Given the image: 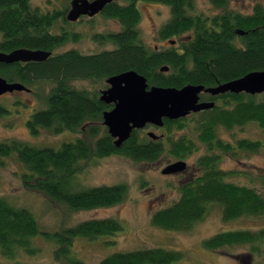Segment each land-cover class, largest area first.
Instances as JSON below:
<instances>
[{
	"label": "trees",
	"instance_id": "16d2710c",
	"mask_svg": "<svg viewBox=\"0 0 264 264\" xmlns=\"http://www.w3.org/2000/svg\"><path fill=\"white\" fill-rule=\"evenodd\" d=\"M70 1L65 0L63 9L42 10L30 0H0V51L28 48L52 52L41 62L0 63V76L26 87L41 81L53 83L44 97V107L35 110L26 120L30 134L37 135L42 129L59 134L84 127L86 137L63 142L56 148L33 146L20 140L2 141L0 157L16 156L23 166L21 181L26 189L42 192L52 201L76 211L110 207L126 197L127 187L123 183L78 187L76 177L90 159L121 154L135 161L153 162L161 156L179 160L196 150V145L185 134L173 135L174 130L186 126V118H166L165 141L145 137L138 140L134 131L126 141V150H118L112 145L106 127L102 126V114L111 106L100 101L98 90L76 88L71 82L105 81L113 74L133 69L146 78L149 86L181 88L202 84L213 87L249 72L264 70V3L257 2L249 12L243 13L228 9L229 0H208L221 12L206 16L191 13L194 0H113L106 4L101 15L116 20L120 29L94 38L114 47L85 54L75 49L57 51L67 42L81 38L78 32L65 26L70 22L66 18ZM139 1L169 6L170 18L158 31L161 40L183 34L188 36L181 37L178 45L165 49L147 47L138 29ZM59 21L65 25L54 32ZM237 30H242L243 34H237ZM163 66L168 67L167 71L160 70ZM222 98L220 105L203 111L196 120L198 140L207 149L195 161L199 171L197 177L179 187L176 201L151 213L152 225L166 230H188L204 219L211 204L221 206L224 220L264 215V196L258 188L227 181L229 174L237 172L224 171L218 165L222 154L236 156L239 150L255 151L264 146V141L237 139L231 143L216 135L218 126L231 129L251 122L264 130V100H258L257 94L244 92H227ZM8 113V108L0 104V116ZM95 135L100 137L91 141ZM249 178L252 182L256 180ZM121 230L122 224L115 218H92L46 232L40 229L29 209L15 206L0 195V254L6 259L13 260L22 251L33 254L36 250L33 238L41 235L56 244V259L80 264L71 256L73 239L112 236L108 241L111 245L113 236ZM202 244L213 251L249 244L251 255L264 246V228L221 231L203 240ZM184 258L185 253L180 250L145 247L113 252L96 264H173Z\"/></svg>",
	"mask_w": 264,
	"mask_h": 264
},
{
	"label": "rangeland",
	"instance_id": "374dc122",
	"mask_svg": "<svg viewBox=\"0 0 264 264\" xmlns=\"http://www.w3.org/2000/svg\"><path fill=\"white\" fill-rule=\"evenodd\" d=\"M33 6L42 10L63 9L65 0H30ZM264 0H229L227 8L239 12H249L251 6ZM137 7L141 12L138 29L141 41L150 49H165L169 40L178 45V38L161 40L158 36L160 27L170 18V9L166 4L154 1H139ZM193 14L212 16L221 12L220 8L208 0H194ZM65 24L57 22L53 31H60ZM68 30L80 34L79 41H69L57 51L75 49L81 53H96L112 49L109 42H100L95 35L106 34L120 29V24L114 19L96 15L92 18L83 17L65 25ZM1 39V36H0ZM71 84L76 88L100 90L106 88L105 81L75 80ZM53 83L41 81L27 91H14L0 96V104L8 108L9 113L0 116V142L20 140L33 146L59 147L63 142L80 137V130H65L53 134L42 129L37 135L30 134L26 120L38 109L44 107V97ZM258 100H264V92L257 94ZM198 117V116H197ZM197 117L187 118L183 130H174V137L185 134L192 138L196 151L184 158L188 167L206 153V146L199 142L195 131ZM84 129V128H83ZM84 130H82L83 132ZM163 133L164 129L154 130ZM217 135L225 142L234 143L237 139L264 141V130L255 122L231 129L218 128ZM178 161V160H177ZM173 159L161 156L153 162L135 161L121 154L92 158L83 171L77 175L78 187L95 185H112L123 183L127 187L125 199L110 207H98L87 210H69L64 205L52 201L42 192L30 191L23 186L21 174L22 164L14 154L0 157V195L13 205L29 209L38 220L40 229L53 232L63 227L73 226L92 218H115L122 224V230L113 236L114 243L108 244L112 236H100L98 239L75 238L72 243V254L80 264H96L108 254L118 251L141 249L145 247H164L180 250L185 258L173 264H261L264 262V246L258 252L250 254L251 246L231 245L220 250H209L202 244L203 240L215 233L226 230H259L264 228V215L242 216L233 220L222 218V208L211 204L209 213L204 219L196 222L188 230H166L150 221V215L156 209L170 205L179 197L175 185L181 182V176L163 174L161 171ZM219 167L224 171H236L229 174L226 180L237 185H253L264 196V146L255 151L239 150L236 156L231 153L222 154ZM189 167V168H190ZM186 168V167H185ZM248 173V174H247ZM186 174V172H185ZM262 175V176H260ZM260 176V177H259ZM253 177V182L251 178ZM35 252L28 254L18 252L11 260L0 254V264H69L63 259H56L54 251L56 244L41 235L33 238Z\"/></svg>",
	"mask_w": 264,
	"mask_h": 264
},
{
	"label": "water",
	"instance_id": "95a60500",
	"mask_svg": "<svg viewBox=\"0 0 264 264\" xmlns=\"http://www.w3.org/2000/svg\"><path fill=\"white\" fill-rule=\"evenodd\" d=\"M113 0H71L66 18L70 22L81 16L92 17L99 13L106 4ZM237 34H243L237 30ZM51 51L42 49L17 48L10 52L0 51V63L41 62L46 60ZM163 66L161 71H167ZM107 87L99 91V99L112 108L102 114L103 124L113 137L114 145L119 147L130 137L132 130L146 124L163 125V119L170 120L185 117L190 112H197L213 106L214 102H199V93L207 91L211 94L225 92L256 95L264 92V70L252 71L242 77L220 83L217 86L205 87L202 84H188L181 88L149 86L146 78L133 69L113 74L105 79ZM28 90L20 82H8L0 76V96L14 91ZM149 136L155 138L154 133ZM186 163L178 160L168 164L161 172L173 174L185 169Z\"/></svg>",
	"mask_w": 264,
	"mask_h": 264
},
{
	"label": "flooded vegetation",
	"instance_id": "af4514ba",
	"mask_svg": "<svg viewBox=\"0 0 264 264\" xmlns=\"http://www.w3.org/2000/svg\"><path fill=\"white\" fill-rule=\"evenodd\" d=\"M103 10V9H102ZM101 10V11H102ZM101 11L99 12V13H97L96 15H101ZM96 15H94V16H96ZM94 16H92V17H94ZM83 17H88V16H81L79 19H83ZM92 17H88V18H92ZM78 19V20H79ZM185 36H188V34H183V35H181V36H179V37H177L178 38V41L181 39V37H185ZM166 40V39H165ZM177 45V44H176ZM175 44H174V41H172V40H169V43H168V46H176ZM168 48V47H167ZM218 84H216L215 86H217ZM107 87V86H106ZM205 87H208V86H205ZM28 88V90H22V91H27V92H30V88L29 87H27ZM101 90V89H100ZM99 90V91H100ZM225 93H227V92H225ZM225 93H219V94H215V95H213V94H211L210 92H207V91H201L200 93H199V102H214V104H213V106L212 107H210V108H207V109H203V110H200V111H197V112H190L188 115H186L185 117H181V118H192V117H197V118H199L200 117V115H201V113L203 112V111H205V110H209V109H212L214 106H216V105H220L221 104V100L223 99L222 98V95H225ZM104 103V102H103ZM107 105H110L111 106V108H112V104H107ZM110 108V109H111ZM166 118H164L163 119V122H164V120H165ZM102 126H104V127H106L104 124H103V120H102ZM222 128V126H218L217 128H216V135H217V129L218 128ZM84 128V127H83ZM83 128H81L82 130H84L83 132H80V137H76L75 139H77V138H85L86 137V132H85V129H83ZM163 129L164 128V123H163V125L162 126H156V125H153V124H146L144 127H142V128H139V129H134V130H132V132H131V134H130V137H131V135L133 134V132L134 131H136L137 132V139L139 140V139H143L144 137L145 138H148V139H151V140H154V141H157V140H164L165 141V139H166V134H165V131H163V133H160V134H158V133H156L154 130H158V129ZM106 129H107V127H106ZM181 130H183V128L181 129ZM107 132H108V130H107ZM149 132H152V133H154V135L156 136L155 138H153V137H151V136H149L148 135V133ZM109 134V133H108ZM100 136L99 135H95L94 137H91V141H96L98 138H99ZM111 137V136H110ZM129 137V138H130ZM217 137H218V135H217ZM128 138V139H129ZM144 138V139H145ZM219 138V137H218ZM127 139V140H128ZM220 140H222L221 138H219ZM114 138L113 137H111V142H112V145L115 147V148H117L118 150H122V149H125L126 150V141L127 140H125L124 142H122L121 143V145L119 146V147H116L115 145H114ZM223 141V140H222ZM199 142H200V140H199ZM225 142V141H224ZM202 143V142H201ZM204 144V143H203ZM205 145V144H204ZM206 148V147H205ZM207 150V149H206ZM196 150H193V152L191 153V154H193L194 152H195ZM191 154H188L186 157H189ZM205 154V153H204ZM112 155H115V154H111V155H108V156H112ZM201 156V155H200ZM199 156V157H200ZM185 157V158H186ZM198 157V158H199ZM197 158V159H198ZM196 159V160H197ZM179 160H183V159H179ZM195 160V161H196ZM174 161H177V160H174ZM190 167V166H189ZM188 167V165L186 164V168L183 170V171H181V172H177V173H173V174H170V175H173V176H176V177H178V176H181V182L178 184V185H175V186H172V187H175V189L178 191V195H179V187L183 184V183H185V182H189V181H192V180H194L196 177H197V175H198V169L196 168V166H195V162H194V165H192L190 168ZM185 172H186V174H185Z\"/></svg>",
	"mask_w": 264,
	"mask_h": 264
}]
</instances>
